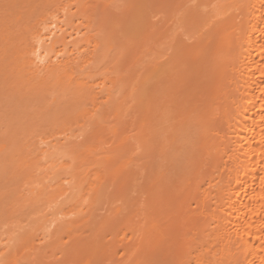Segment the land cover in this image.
I'll use <instances>...</instances> for the list:
<instances>
[{"label":"rangeland","instance_id":"obj_1","mask_svg":"<svg viewBox=\"0 0 264 264\" xmlns=\"http://www.w3.org/2000/svg\"><path fill=\"white\" fill-rule=\"evenodd\" d=\"M44 1L0 0V264H149L142 250L135 256L149 226L162 239L159 259L166 258L175 248L168 228L180 227L187 204H195L160 192L156 206L146 205L139 188L144 122L135 80L151 60L161 13L147 0ZM63 11L66 31H81L68 44L74 60L39 72L34 37ZM155 120L150 129L145 121L146 131L162 126ZM158 161L155 189L174 179L169 163Z\"/></svg>","mask_w":264,"mask_h":264},{"label":"bare ground","instance_id":"obj_2","mask_svg":"<svg viewBox=\"0 0 264 264\" xmlns=\"http://www.w3.org/2000/svg\"><path fill=\"white\" fill-rule=\"evenodd\" d=\"M133 2L146 5L145 0ZM148 3L161 18L155 23L151 60L135 83L142 123L147 121L150 129L157 117L155 124L162 126L146 131L141 125L138 135L145 159L140 167L142 201L156 206L159 193L166 192L167 199L177 193L179 203L195 205L191 209L188 203L180 217L184 230L168 228L173 254L159 259L162 239L153 226L145 230L144 221L143 230L152 233L141 237L135 256L142 250L149 264H264V0ZM62 16L52 18L54 26L34 37L30 54L39 72L64 68L74 60L70 56L76 52L68 44L81 31H66L71 28L67 12ZM20 38L16 35L6 59L16 57ZM158 158L169 163L174 179L155 189L154 166L163 162Z\"/></svg>","mask_w":264,"mask_h":264}]
</instances>
